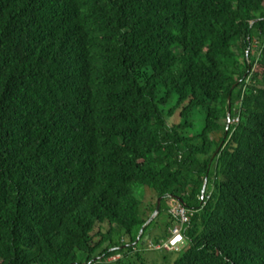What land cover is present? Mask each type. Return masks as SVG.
<instances>
[{"label":"trees","instance_id":"16d2710c","mask_svg":"<svg viewBox=\"0 0 264 264\" xmlns=\"http://www.w3.org/2000/svg\"><path fill=\"white\" fill-rule=\"evenodd\" d=\"M146 249L264 264V0H0V264Z\"/></svg>","mask_w":264,"mask_h":264},{"label":"rangeland","instance_id":"374dc122","mask_svg":"<svg viewBox=\"0 0 264 264\" xmlns=\"http://www.w3.org/2000/svg\"><path fill=\"white\" fill-rule=\"evenodd\" d=\"M232 51L236 53V46L235 45L232 46ZM235 58L239 60V63L242 62V59L237 57L236 54H235ZM236 63H237L236 60H232V61L231 60L230 61L229 60H223V64L227 68L226 71L228 73H231L233 71V68H234ZM200 114H201L200 112H196L194 114L193 118L194 119L199 118ZM222 122H225V121L223 120ZM199 129H200V126L196 125L195 132H197V130H199ZM136 190H137L136 192H137L138 197L143 196L144 201L146 199H148L147 193L143 192V188H138ZM169 204H170V202H169ZM141 208H143V204H142ZM165 220H166L165 214H163V216L159 217V219L157 220L155 227L154 226L151 227V230H150L151 233L154 234V233L158 232L159 230H161ZM114 239H116V237H114ZM165 254H169L168 258H166V259L164 258ZM177 255H178V253H176V252L175 253H173V252H166L165 253L164 251H153V250L150 251L147 249L141 253V256H143L144 261L146 263H149V264H171L173 262V260L177 257ZM113 258H117V256H114ZM113 258L111 257L109 260H113ZM78 259H79V261H83V258L80 255H79ZM122 262H123V264H140L138 261H136L133 253L129 254V256L127 258H122Z\"/></svg>","mask_w":264,"mask_h":264},{"label":"built area","instance_id":"2783aa9c","mask_svg":"<svg viewBox=\"0 0 264 264\" xmlns=\"http://www.w3.org/2000/svg\"><path fill=\"white\" fill-rule=\"evenodd\" d=\"M238 118L234 119L237 122ZM171 214L180 222L176 224L172 229H169V237L160 241L158 244L149 245L153 250H166V251H178L184 244V237L182 233L183 225L188 221L187 210L178 202H174L170 209Z\"/></svg>","mask_w":264,"mask_h":264},{"label":"water","instance_id":"95a60500","mask_svg":"<svg viewBox=\"0 0 264 264\" xmlns=\"http://www.w3.org/2000/svg\"><path fill=\"white\" fill-rule=\"evenodd\" d=\"M227 116H228V117H227V121H228V123H229L230 120H231V118H230V108H229V110H228ZM204 185H205V182H204L203 185H202L201 194H203ZM159 202H160V199L158 198V199L156 200V207H155L154 211L152 212L151 216L149 217V219L145 222V224L149 223V222L153 219V217L156 216V214H157V212H158Z\"/></svg>","mask_w":264,"mask_h":264}]
</instances>
